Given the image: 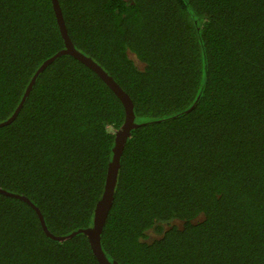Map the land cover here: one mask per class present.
Listing matches in <instances>:
<instances>
[{
    "label": "trees",
    "instance_id": "16d2710c",
    "mask_svg": "<svg viewBox=\"0 0 264 264\" xmlns=\"http://www.w3.org/2000/svg\"><path fill=\"white\" fill-rule=\"evenodd\" d=\"M138 126L101 234L117 264H264V0H59ZM66 47L52 0H0V123ZM126 111L71 53L0 126V264H101L93 225Z\"/></svg>",
    "mask_w": 264,
    "mask_h": 264
},
{
    "label": "water",
    "instance_id": "95a60500",
    "mask_svg": "<svg viewBox=\"0 0 264 264\" xmlns=\"http://www.w3.org/2000/svg\"><path fill=\"white\" fill-rule=\"evenodd\" d=\"M52 2H53V7H54L55 14H56V18L60 26L61 34L65 40L66 47L60 50L58 53L51 56L38 68V70L35 72L32 80L30 81L27 87L22 97L21 102L19 103L18 107L15 109L14 114L9 119L5 120L4 122H1L0 126L7 125L13 121L16 115L20 112V109L22 108L30 90L32 89V86L36 82V78L41 73V71L46 67L47 64L51 63L56 57H59L65 53H71L73 56H75L80 61H82L84 64H86L88 67L93 69L108 84V86L116 93V95L122 101L125 111H126L125 121L120 126V128L117 129L115 132V146L113 149V156L109 163L104 191L95 208L94 223L92 226L85 228V229H80L79 231L87 235L90 241L91 247L93 249V252L95 256L97 257V259L101 262V264H117L116 262L110 261L107 255L105 254V251L101 243V234L103 232L104 223L109 216L110 210L115 200L116 186L118 183V176H119V171L121 168V159L124 153V149H125L128 137L131 135L132 129L138 126V123L135 121V117H136L135 108H134V104H133V101L130 95L122 88V86L115 80V78L112 75H110L91 56L84 54L82 51H80L74 46L71 40V37L69 35L68 29H67V25L65 22V18H64L59 0H52ZM0 192L8 196L20 198L34 205L32 201L29 199V197L25 195H21L19 193H13L1 187H0ZM35 208L37 210L41 225L44 228L46 235L49 236L50 238L54 240H58V241H63L76 234V232H73L68 235H57V234L52 233L49 230L48 226L46 225V221H45L44 215L41 212V210L36 206Z\"/></svg>",
    "mask_w": 264,
    "mask_h": 264
}]
</instances>
